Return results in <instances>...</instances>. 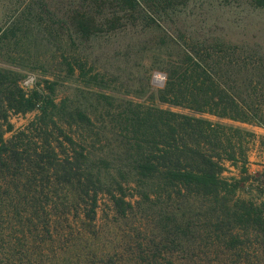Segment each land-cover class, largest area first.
Here are the masks:
<instances>
[{
	"label": "rangeland",
	"instance_id": "rangeland-1",
	"mask_svg": "<svg viewBox=\"0 0 264 264\" xmlns=\"http://www.w3.org/2000/svg\"><path fill=\"white\" fill-rule=\"evenodd\" d=\"M19 19L25 22L20 27L28 26L29 30L25 35L18 32L22 39L17 36V42L10 45L14 36L8 28ZM80 20L83 24L79 27ZM190 49L203 56H221L219 74L225 73L231 80L228 91L242 105L243 118L195 110L175 103L172 96H160L166 70L178 64L182 53L189 54ZM252 55L264 58V0H0V74L8 77V83L16 81L24 93L35 91L40 96L32 109L8 110L3 137L26 146L27 136L39 131L44 113L39 104L45 105L47 114L54 115L52 120L48 117L47 136L59 156L80 147L69 141L72 137L87 148V161L91 162L107 149L118 155L119 144L114 138L118 130L110 128V121L130 103L194 115L222 131L223 149L229 151L233 146L244 152L247 172L241 171L242 162L225 160L223 175L238 177L236 194L254 199L264 213V96H260L263 105L258 104L257 109L248 104L249 93H261L258 90L264 85L258 80L248 82L239 65H230V61ZM158 73L163 77L159 82L155 79ZM180 90L176 85L175 91ZM50 99L51 104L47 102ZM33 139L44 144L40 136ZM229 188L233 191L232 186ZM125 191V198L139 197L131 195V185ZM98 197L97 213L88 232L77 229L63 237L57 236L53 227L49 232H36L42 225L36 213L42 218L44 211L54 210L48 201L38 212L37 206L26 205L22 215L26 216L14 223L18 229L31 227L29 241L20 248L21 252L27 249L26 260L49 264L55 256L61 264H264V221L263 232L259 226L246 227L245 223L233 233L231 220L222 223L215 212L209 217L193 216L209 227L212 244L198 248L207 253L198 252L200 256L192 262L187 258L196 249L180 250L173 242L159 243L160 250L155 248L163 233L154 227L158 224L155 216L145 217L137 209L126 219L116 212L109 192L103 190ZM82 205L70 210L63 222L65 229L87 222L81 221L86 211ZM31 220L34 224L29 223ZM154 237L158 240L152 243ZM89 245L100 248L99 255L86 256ZM55 248H65L64 255H53ZM105 252L112 256L110 261ZM19 257L22 260L17 264H24L23 256Z\"/></svg>",
	"mask_w": 264,
	"mask_h": 264
},
{
	"label": "trees",
	"instance_id": "trees-1",
	"mask_svg": "<svg viewBox=\"0 0 264 264\" xmlns=\"http://www.w3.org/2000/svg\"><path fill=\"white\" fill-rule=\"evenodd\" d=\"M21 22V19L15 20L8 28L10 36H14L10 45L17 42V36L22 39L16 35L18 32L25 35L29 30L28 26L25 29L24 26L20 27L25 23ZM78 23L79 27L83 24L81 20ZM189 51V54L186 51L182 53L178 64L166 70L167 80L160 89V96L163 99L172 96L175 103L195 110L243 118L242 109H239L242 105L238 104L235 94L228 91L231 80L225 77V73L219 74L220 67L217 66L221 56H203L198 50ZM231 64L239 65L248 82L258 80L264 85L263 57L246 56L230 61ZM7 80L6 75L0 74V264L20 263L21 255L24 264L33 262L32 259L26 260L27 249L23 252L20 250L24 241L30 239L27 232H31V227L23 230L14 224L15 219L26 216H22L23 210H27L26 205L37 206L38 212V209L45 208L44 203L48 201L54 210L48 213L44 211L42 218L40 213H36L42 223L36 232H49L53 227L57 236L63 237L65 232L72 234L79 229L78 232L82 233L91 226L97 213L98 196L103 190L110 193L120 216L128 219L129 212L134 214L137 209L145 217L155 216L154 222L158 224L155 223L154 227L163 232L160 241L156 237L151 241H157V250H160L159 243L163 245L166 242L175 243L180 250L196 249L197 252L187 258L192 262L200 253H207L198 248L212 244L209 227L194 220L193 216L209 217L210 213L215 212L214 215L222 223L231 220L233 233L237 227L246 224V227L259 226L257 229L263 232L261 224L264 213L261 205L252 198L236 194L240 184L238 177L223 175L225 160L235 164L242 162L241 171L247 172L244 152L233 149V146L229 151L223 149L222 131L214 128L207 119L152 105L130 103L125 112L113 115L110 121V128L118 130L114 137L119 144L118 155L114 156L116 152L107 149L89 162L87 148L68 137L72 144L80 147H74L71 154L63 151L61 157L56 145L47 136L50 133L48 117L52 120L54 115L52 112L47 114L45 105L39 104L44 112L40 117L39 131L36 135L27 136V143H22L26 146L21 147L14 140L3 137V121L8 110L32 109L40 98L35 91L24 93L16 81L11 84ZM176 85L182 90L175 91ZM258 91L261 93L250 92L248 101L256 109L258 104L263 105L260 96H264V88ZM224 94H227V98ZM257 96L259 99H256ZM47 102L50 103L51 99ZM261 122L264 124V121ZM35 136L42 137L44 144L39 145L34 141ZM127 185L134 190L131 195L137 194L138 198H125ZM230 186L233 191L228 189ZM229 190L232 194L228 197ZM81 204L83 210L86 208L85 219L81 221L87 222L65 229L63 222L68 219L70 210H76ZM59 206L61 209L55 211ZM75 219H78L76 215ZM29 223L34 224L32 220ZM60 224L62 226L58 227ZM90 246L93 245L88 246L86 256L99 255L100 248ZM46 250L52 252L49 247ZM54 252L53 255L56 252L64 255L65 248L59 251L55 248ZM104 255L109 261L112 259L108 252ZM61 262L52 256L49 264Z\"/></svg>",
	"mask_w": 264,
	"mask_h": 264
},
{
	"label": "bare ground",
	"instance_id": "bare-ground-1",
	"mask_svg": "<svg viewBox=\"0 0 264 264\" xmlns=\"http://www.w3.org/2000/svg\"><path fill=\"white\" fill-rule=\"evenodd\" d=\"M163 77H162V75L161 74H156V76H155V79H156V81H161V79H162Z\"/></svg>",
	"mask_w": 264,
	"mask_h": 264
}]
</instances>
